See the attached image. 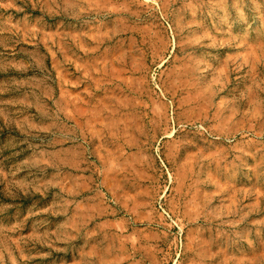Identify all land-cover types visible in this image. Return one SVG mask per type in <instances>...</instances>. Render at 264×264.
I'll list each match as a JSON object with an SVG mask.
<instances>
[{"label":"rangeland","instance_id":"obj_1","mask_svg":"<svg viewBox=\"0 0 264 264\" xmlns=\"http://www.w3.org/2000/svg\"><path fill=\"white\" fill-rule=\"evenodd\" d=\"M0 264H264V0H0Z\"/></svg>","mask_w":264,"mask_h":264}]
</instances>
